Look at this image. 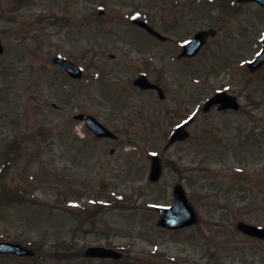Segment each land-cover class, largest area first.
Instances as JSON below:
<instances>
[{"label": "rangeland", "instance_id": "374dc122", "mask_svg": "<svg viewBox=\"0 0 264 264\" xmlns=\"http://www.w3.org/2000/svg\"><path fill=\"white\" fill-rule=\"evenodd\" d=\"M179 3L186 0H0V41L5 46L0 57V167L6 152L14 150L9 155L16 159L4 185L9 195L23 189L27 195L22 201H0V240L19 241L41 252L35 259L8 257L0 264H115L82 256L83 248L85 252L108 244L131 261L146 264H264V241L236 229L243 221L264 227V70L241 98L249 107L247 116L202 115L192 127V139L166 153L163 133L170 119L160 114L155 99L125 90L112 98L113 89L105 88L110 81L131 77L152 53L149 47L157 44L128 24L129 19L150 15L164 28L166 21L178 25L174 18L185 16L189 28L213 25L205 7L180 16L174 7ZM199 14V24L193 23ZM232 15V20H242ZM239 21L235 27L242 25ZM230 22L225 15L220 34L209 44L214 50L227 42L223 51L215 52L220 57L214 54L217 70H206L209 75L199 71L207 53L185 68L191 77L211 76V89L226 82L234 89L248 81V73L240 72L234 82L232 71L225 70L252 53L240 46L250 37L236 33L229 39L226 29L234 28ZM112 53L121 60H110ZM156 54L166 79L172 80L176 67L169 52L160 46ZM54 56L83 61L95 75L112 72L101 80L73 83L61 75ZM234 56L225 67L219 63ZM193 91L195 106V94L203 93L195 86ZM112 107L130 115L112 124L120 142L98 140L76 118L94 112L113 123ZM162 153L165 172L154 185L148 179V157ZM180 179L200 222L189 229L166 230L158 225L156 209L173 203V186ZM116 193L126 195L127 203L106 207L95 222L86 220L97 201L113 202ZM160 252L178 261L154 258Z\"/></svg>", "mask_w": 264, "mask_h": 264}, {"label": "flooded vegetation", "instance_id": "af4514ba", "mask_svg": "<svg viewBox=\"0 0 264 264\" xmlns=\"http://www.w3.org/2000/svg\"><path fill=\"white\" fill-rule=\"evenodd\" d=\"M202 4L206 5L208 7V11L206 10V14L205 16L207 17V19L211 22V24L213 23V25L211 27H206V26H202V27H197V28H192V27H187L186 23H185V16H181L183 15V12H185V10H190L187 12H196L199 11L200 12V5H198L197 1L195 0H190V1H186L185 4H176L174 5V7H178V11L180 13V16L182 18H174V20H178L180 21V23L178 25H170L168 26L169 22H165L164 24V28H158L157 25H155V20L153 21L151 19V16L148 15V20L147 22H149L150 26L152 28H154L158 33L162 34L163 36H166L165 39H161L156 37L155 35L151 34L149 31L147 32L146 30L142 29L146 34H149V36H151L152 39H154L157 44L155 46V48L151 49V46L149 47L148 50H150L152 53H150L148 60H142L144 63H142L143 65L139 64V68L135 69V73L126 79H118L115 80L113 83L112 81H110V84L108 87H106V89L108 90V88H112L113 89V93H112V98L119 92L125 90L127 92H133V94H149L150 96H152L155 99V102L158 104V109L160 110V114L164 115V118L167 117L171 120V124L174 123H178V125L180 123H185V121H188L190 119H195L194 116V102H193V88H192V84L189 80V71H185L183 70V66L185 65V63H188L189 60H193L195 58H199L204 54L205 49L207 48V46L209 45L210 42L213 41L214 38H217L219 33V30H221V24H223L224 19H225V15H228V17L231 19L230 24L233 25L234 28H229L227 27V31L229 34V39H232L233 37H235L236 33L241 37H251V32L252 30H256L258 29V24L264 23V18H261V16L259 15L260 19L255 18V15H253V13L255 14V12L261 14V12H263L262 14H264V8L261 7L258 3H241L238 2L236 0H202ZM184 6H187V8H182ZM215 10V11H214ZM172 11V10H169ZM168 13V12H167ZM228 13V14H227ZM187 14V13H186ZM232 14H237V15H241L242 20L239 21L237 19L232 20ZM199 17L197 18V20H192L193 23L199 24L200 19H201V15H198ZM204 22V19L202 17L201 22ZM236 21L241 22L242 25H239L240 27H235L234 23ZM258 23V24H257ZM202 30H214L216 31V34L213 37H209L207 44L205 46H203V49L201 50V52L194 57L193 59H189V58H179L181 52H182V46H183V42L185 40H187L188 38H192V35H194L195 33H199ZM251 43V40L248 39H244L243 43H240L241 49H249L251 48L249 45ZM225 44V43H224ZM160 46H163L164 49L169 52V60L176 63H172L171 64L173 66L176 67L175 71H172L176 77H173L172 80H167L166 79V75L167 72L163 71L162 67H164L163 64L158 65L157 64V54H156V49ZM224 46V45H223ZM215 49H221V46L216 47ZM110 60L112 61H116L117 60H121L120 56L118 54H111L110 55ZM253 60V57H249V59L247 60L246 64ZM230 60L226 59L224 60V63H228ZM184 62V65L182 64V68H179V63ZM83 61H81L79 64V66L82 69V72L84 74V76L82 77V79H75L72 81L74 82H87L90 83L94 77L93 75L90 77V70H89V65L88 66H84ZM202 63V68L205 69V65L208 63L206 58H203V60L201 61ZM149 64V65H148ZM128 65V64H127ZM116 67L118 69H121V64L117 63ZM115 68V69H117ZM117 69V70H118ZM61 70V69H60ZM264 70V65L262 66V68L259 71H263ZM112 72L111 70H105L104 73H106V76L108 75L107 72ZM62 75H66V73L61 70ZM188 74V75H187ZM248 74L249 76L247 83L243 84H248L250 85L252 83L253 80H255L254 76L255 73L251 72L250 70H248ZM142 75H146L147 78L151 80V82L153 84H155L157 87L148 89V90H144L141 87L138 86V84L136 83L139 79L140 76ZM68 76V75H66ZM234 80V79H233ZM235 82V80H234ZM238 82V79L236 81V83ZM233 83V82H232ZM229 85L232 86L231 82H229ZM226 86V85H225ZM199 89L202 91V95L201 98H205L208 97V93L211 91L213 92V90H211V88L208 86V83L206 82V80L203 81V83L200 85ZM220 91H227L230 94H232L234 97H236V100H239L240 102V109L238 110L239 113L241 115H246L250 113L249 111V107L246 106V104L243 102V100H241V98L244 96V92H246V88L245 86L241 87L237 84V87L234 88V90L229 89L228 87L226 89H224V85H221L219 89H217L215 91V93H218ZM214 93V94H215ZM213 95V94H212ZM216 95V94H215ZM111 103V102H110ZM109 104V103H108ZM107 104V105H108ZM219 106L214 107L210 113L212 111L214 112H218L219 111ZM119 108V109H117ZM226 113V112H223ZM95 117H99V115H94L93 113H90ZM209 114V113H208ZM111 116L115 117L114 118V122L113 123H106V125L108 127H111L113 129H116L115 127L112 126V124H118L120 122V118L126 119L129 118L130 115L125 112L122 109H120V107H112L111 109ZM101 119V117H100ZM119 119V120H118ZM124 121V120H123ZM129 121V120H128ZM130 122V121H129ZM193 127V126H192Z\"/></svg>", "mask_w": 264, "mask_h": 264}, {"label": "water", "instance_id": "95a60500", "mask_svg": "<svg viewBox=\"0 0 264 264\" xmlns=\"http://www.w3.org/2000/svg\"><path fill=\"white\" fill-rule=\"evenodd\" d=\"M259 2H261L264 5V0H259ZM1 53H3V46L0 45V54ZM263 60H264V52L261 55V58L258 60V62L263 61ZM55 62L60 63L61 65L65 66L66 70L70 73V75L79 76V75H76V67H74L72 64H70L65 59L55 58ZM92 128H94L98 136H106V137H109L110 135L113 136L111 132H108L104 127H100V125L99 127L92 126ZM179 136L180 135H178V131H177L174 134V138L172 139L171 143H173L176 138L178 139ZM156 159L157 158H154L155 163H154L153 168L155 170H158L160 173L161 168H160V165L157 164ZM177 196H178L177 197L178 200H177V205L175 207L160 210L162 214L161 216L162 218L160 220L161 226H164L167 228L168 227L178 228L179 226H186V225L196 222L194 211L190 209L182 192L180 193L177 192ZM238 229H240L241 231H244L245 233L253 237L257 236L260 238H264V230L262 229L255 228V227L253 228L244 223L240 224ZM7 253H12L17 256L19 255V256H26V257L35 255L33 250L27 249L19 244L10 243V242H7V243L0 242V254H7ZM86 256L100 257V258H104V257L120 258L121 257V255L118 252L113 251L111 249L101 248V247H93V248L88 249V251L86 252Z\"/></svg>", "mask_w": 264, "mask_h": 264}]
</instances>
